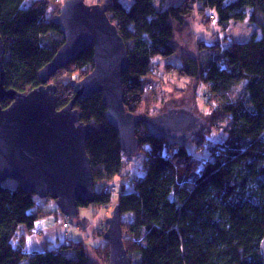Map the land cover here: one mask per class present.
<instances>
[{
	"label": "trees",
	"instance_id": "1",
	"mask_svg": "<svg viewBox=\"0 0 264 264\" xmlns=\"http://www.w3.org/2000/svg\"><path fill=\"white\" fill-rule=\"evenodd\" d=\"M25 1L0 0L4 88L19 93L39 85V71L63 44L52 23L61 5L55 0H33L23 7ZM155 1L103 2L122 13L115 21L108 17L126 46L129 64L122 77L123 104L134 115L156 116L166 110L152 113L157 100L154 85L162 80L153 61L176 54L175 31L194 13L196 2L205 25L214 18L207 16L208 10L215 11L223 32L230 22L248 18L259 27L261 38L254 35L246 43H232L203 63L185 57L181 67L165 64V70L175 69L179 79L207 87L202 97L214 110L207 129L202 126L195 138L194 134L185 141L150 134L143 125L136 128L144 175L134 178L129 190L121 189L115 204L121 216L131 215L128 222L121 221L131 264H264L259 249L264 239V0H183L165 10ZM197 47L208 48L202 42ZM92 58L88 49L50 79L57 88L58 110L74 97L69 82L61 79L85 77L93 68ZM9 104L4 100L1 106ZM75 109L83 123L95 126L86 142L94 182L120 176L126 155L117 132L106 122L101 97L78 100ZM95 193L91 205L106 208L113 194L103 189ZM39 199L18 185L10 189L0 184V264L24 260L27 264H108L104 240L97 247L80 240L64 242L58 250L24 251L19 231L32 232L38 220L51 214L42 211ZM77 206L78 210L89 207L79 199ZM84 225L79 222L78 228Z\"/></svg>",
	"mask_w": 264,
	"mask_h": 264
},
{
	"label": "water",
	"instance_id": "2",
	"mask_svg": "<svg viewBox=\"0 0 264 264\" xmlns=\"http://www.w3.org/2000/svg\"><path fill=\"white\" fill-rule=\"evenodd\" d=\"M105 4L87 5L84 0H65L52 23L63 44L38 73V86L27 93L5 90V45L0 37V184L15 181L29 194L54 201L63 216L76 219L77 200L95 202L94 178L86 153L88 136L95 126L81 121L76 101L99 95L105 119L118 134L127 157L138 153L136 128L150 134L185 141L203 123L191 107L168 108L156 116L134 115L123 104L122 77L128 71V54ZM92 49V70L71 81L73 99L57 109L56 85L50 79L86 50ZM4 100L10 101L2 108ZM103 240L108 244V264H131L122 237L116 205L105 221ZM264 258V239L260 243Z\"/></svg>",
	"mask_w": 264,
	"mask_h": 264
},
{
	"label": "rangeland",
	"instance_id": "3",
	"mask_svg": "<svg viewBox=\"0 0 264 264\" xmlns=\"http://www.w3.org/2000/svg\"><path fill=\"white\" fill-rule=\"evenodd\" d=\"M33 0H26L23 7H27ZM65 0H63L64 2ZM99 0H85L87 5H95ZM108 0H101V4ZM183 0H156L155 5L165 10L170 6H176ZM195 11L188 18H186L184 26L177 28L175 31L174 45L177 47V52L173 56L167 59H155L154 70L161 81L155 83L153 95L157 99L154 101L155 108L153 112L161 108H181L191 107L193 112L201 118L202 130L207 129L209 121V113L213 112L212 104L205 103L203 99V92L207 90L204 85L194 81H188L186 79H179L178 72L174 69L171 72L165 70V64L173 63L174 67H181L184 64L182 58H199L200 62H206L209 58L215 56L221 49L226 48L232 43H246L255 35L257 39L261 38V31L256 24L249 22L248 18H245L240 22H230L229 28L226 32H223L216 24L215 11L208 10L206 12L208 17H214L213 20L205 25L200 15L197 13V9L200 7L199 3L193 5ZM107 15L115 21L122 16V13L117 10L108 8ZM202 42L208 48L199 50L197 43ZM76 76V75H75ZM74 76V77H75ZM83 77L81 75L76 76L71 80L66 77L61 79V83L78 81ZM60 81V80H59ZM70 87V86H69ZM196 90V91H195ZM200 132V131H199ZM197 134V133H196ZM192 136V138L196 136ZM191 139V138H189ZM191 149V148H190ZM124 166L120 176L114 177L110 181H96L94 183V191L99 192L103 189L109 190V193L113 194L111 202L106 208L89 205L87 208H81L78 210V219H70L58 211V208L54 201L49 199H39V204L42 211L51 212L50 215L41 218L35 224L33 232L30 234L25 233L27 237L26 247L24 251L28 253L43 252L45 250H58L64 244V242H78L82 241L88 247H97L102 243L103 224L105 225L106 219L111 217L112 211L115 207L117 200V193L121 189H130V182L137 177H143L144 171L142 168V154H136L132 157L125 156L123 158ZM3 186L10 189H15L18 185L15 181L7 180L2 183ZM105 185H108L104 187ZM124 185V187L122 186ZM111 186V187H110ZM131 215L121 216V221L128 222ZM79 222H83L85 225L82 228H78ZM63 223L69 225L65 228ZM101 231V232H100ZM40 232V236L36 233ZM102 234V238L98 237V234ZM23 231L18 235L19 239L22 238ZM108 245V244H107ZM37 248V249H36ZM93 258L96 259L94 253L87 249ZM20 264H27L24 260Z\"/></svg>",
	"mask_w": 264,
	"mask_h": 264
},
{
	"label": "crops",
	"instance_id": "4",
	"mask_svg": "<svg viewBox=\"0 0 264 264\" xmlns=\"http://www.w3.org/2000/svg\"><path fill=\"white\" fill-rule=\"evenodd\" d=\"M35 224H37V223H35ZM34 228H35V226H34ZM34 230V229H33ZM33 230H32V232H33ZM21 231H23V235H22V238L21 239H19V241H21L22 242V245H23V247L25 246L26 247V240H27V237L25 236V233H31V232H29V231H27V230H25V229H21L20 231H19V233H18V235L20 234V232ZM37 249V248H36Z\"/></svg>",
	"mask_w": 264,
	"mask_h": 264
},
{
	"label": "built area",
	"instance_id": "5",
	"mask_svg": "<svg viewBox=\"0 0 264 264\" xmlns=\"http://www.w3.org/2000/svg\"><path fill=\"white\" fill-rule=\"evenodd\" d=\"M55 3L62 5L63 4V0H55ZM150 89H151V87L148 88V90H150ZM207 101H209V100H207ZM105 192H108L109 193V190L108 189H105ZM66 225H64V227L67 228L68 226H66Z\"/></svg>",
	"mask_w": 264,
	"mask_h": 264
}]
</instances>
